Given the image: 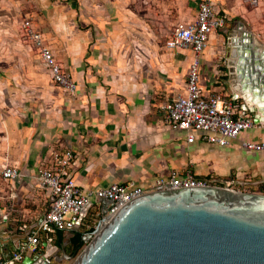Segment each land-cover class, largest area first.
I'll use <instances>...</instances> for the list:
<instances>
[{"label": "crops", "instance_id": "obj_1", "mask_svg": "<svg viewBox=\"0 0 264 264\" xmlns=\"http://www.w3.org/2000/svg\"><path fill=\"white\" fill-rule=\"evenodd\" d=\"M15 3L26 8L22 12L70 74L76 91L66 94L58 88L61 98H18L13 82L2 75L0 59V167H14L19 173L12 181L0 182V236L8 252L39 227L50 207L52 196L40 187L38 178L42 170L52 167L57 151L73 153L68 173L83 189L127 183L147 187L158 178L186 170L221 178L216 173L230 158H239V184L260 185L254 177L264 179V152H248L242 143L264 141V124L220 148L199 134L187 143L186 134L172 130L161 111L165 101L183 92L192 58L190 51L168 50L164 43L178 24L195 20L199 0ZM172 24L165 38L163 31ZM257 32L240 27L226 47L224 27L210 37L200 58L202 89L212 92L223 87L239 103V116L250 114L242 109L241 81H248L252 98L254 91L255 98H264V84L248 80L264 58V42L255 41L261 39ZM103 210L100 203L94 204L73 230L60 233L61 243L54 237L57 260L71 263V239L79 233L82 240L86 227L94 223L89 214L96 218Z\"/></svg>", "mask_w": 264, "mask_h": 264}, {"label": "water", "instance_id": "obj_2", "mask_svg": "<svg viewBox=\"0 0 264 264\" xmlns=\"http://www.w3.org/2000/svg\"><path fill=\"white\" fill-rule=\"evenodd\" d=\"M258 63L248 80L264 84V58ZM247 82L241 81L242 109L259 126L264 124V107L258 100L264 98H255V91L252 98ZM227 184L164 187L129 201L111 216L102 215L112 202L101 200L105 210L96 216L94 231L83 237L82 250L68 260L70 264H264V194L233 191ZM54 249L26 256L21 264H59L62 260L56 259ZM0 254L10 256L1 236Z\"/></svg>", "mask_w": 264, "mask_h": 264}, {"label": "built area", "instance_id": "obj_3", "mask_svg": "<svg viewBox=\"0 0 264 264\" xmlns=\"http://www.w3.org/2000/svg\"><path fill=\"white\" fill-rule=\"evenodd\" d=\"M226 20V15L221 13L215 0H199L195 20L178 24L164 43L168 50L192 53L183 92L172 96L161 106L167 125L172 130L184 132L187 143H192L196 134H199L207 143L225 148L243 132L255 126L250 114L239 116V103L236 99L228 97L223 87L205 92L200 86L201 55L207 49L210 37L225 27ZM22 28L52 82L64 93L73 94L76 91L75 83L70 74L56 61L42 35L29 21L23 22ZM242 148L248 152H264V141H246L242 143ZM73 160L74 155L70 150L53 153L52 167L42 170L38 178L40 187L49 191L52 196L50 207L39 227L21 241L9 257H0V264H21L26 256L56 248L53 246L54 237L58 233L73 230L76 224L81 222V218L87 216L93 205L101 200L112 202L113 205L102 215L111 216L129 201L164 187H224V181L228 182L226 187L233 191L244 190L245 187V184H239V173L225 180L214 175L197 176L186 170L183 173H171L166 178H158L147 187L127 183L89 190L81 188L69 175L68 169ZM18 175L14 167H0V182L12 181ZM98 221L99 219L94 217V223L86 227L87 232L91 229L94 231ZM45 261L50 263L47 259Z\"/></svg>", "mask_w": 264, "mask_h": 264}, {"label": "rangeland", "instance_id": "obj_4", "mask_svg": "<svg viewBox=\"0 0 264 264\" xmlns=\"http://www.w3.org/2000/svg\"><path fill=\"white\" fill-rule=\"evenodd\" d=\"M218 1L222 5L219 6V10L221 13L224 10L227 18L226 33L223 37L226 47L229 46V39L236 35L240 27L249 32H252L254 28L258 31L257 34H261V39L259 41L255 39V41L259 44L264 42V0ZM22 10L25 11L26 8L16 5L15 0H4L3 5L0 6V32L2 30L0 59L4 64L1 68L2 75L4 79L9 80L10 84L13 82V90L18 94V98H61L62 92L52 82L49 73L42 67L37 52L33 50L32 44L25 37L22 24L29 21L30 17H26ZM30 23H33L32 20ZM172 27L173 24L163 31L165 38L170 35ZM224 163L228 166L226 167ZM236 173H239V158L222 161V170L216 174L223 176L221 178L226 180ZM254 180L261 181L260 187H247L244 191L264 194V179L254 177ZM92 217L89 214L90 221L92 219L94 221ZM82 248L73 256V259Z\"/></svg>", "mask_w": 264, "mask_h": 264}, {"label": "trees", "instance_id": "obj_5", "mask_svg": "<svg viewBox=\"0 0 264 264\" xmlns=\"http://www.w3.org/2000/svg\"><path fill=\"white\" fill-rule=\"evenodd\" d=\"M92 232H93V229H91L90 231L86 233H92ZM81 237H82V234L76 233L74 237L71 239V246H72L71 255L73 256H75L78 253V251L81 249V247H83V242L81 240ZM57 242L58 243L62 242V236L60 233L57 234Z\"/></svg>", "mask_w": 264, "mask_h": 264}, {"label": "bare ground", "instance_id": "obj_6", "mask_svg": "<svg viewBox=\"0 0 264 264\" xmlns=\"http://www.w3.org/2000/svg\"><path fill=\"white\" fill-rule=\"evenodd\" d=\"M248 36L251 38L250 35H248ZM251 45H252V43H249V45L247 46V49H250L251 48ZM258 103H259V106L264 107V101L263 100H258Z\"/></svg>", "mask_w": 264, "mask_h": 264}]
</instances>
